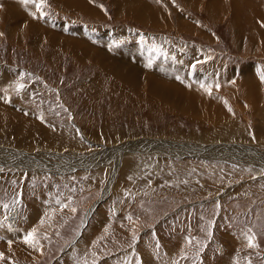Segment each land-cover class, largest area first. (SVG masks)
<instances>
[{
	"label": "rangeland",
	"instance_id": "374dc122",
	"mask_svg": "<svg viewBox=\"0 0 264 264\" xmlns=\"http://www.w3.org/2000/svg\"><path fill=\"white\" fill-rule=\"evenodd\" d=\"M262 77L264 0H0V264H264Z\"/></svg>",
	"mask_w": 264,
	"mask_h": 264
},
{
	"label": "bare ground",
	"instance_id": "6f19581e",
	"mask_svg": "<svg viewBox=\"0 0 264 264\" xmlns=\"http://www.w3.org/2000/svg\"><path fill=\"white\" fill-rule=\"evenodd\" d=\"M133 6V5H132ZM142 9V8H141ZM129 11V10H128ZM132 11V10H131ZM130 11V12H131ZM138 11V10H137ZM140 12V11H139ZM139 12H137V13H139ZM136 12H134L133 14H135ZM145 13V12H144ZM143 13V14H144ZM147 14V13H146ZM138 16H139V14H137ZM136 15V18L138 17ZM141 15H142V13H141ZM145 15V14H144ZM143 15V16H144ZM157 15V14H156ZM142 16V17H143ZM152 16V15H151ZM159 16V15H158ZM149 17V16H148ZM153 18H154V16H152ZM140 18H141V16H140ZM157 21V20H156ZM155 22V21H154ZM92 57V56H91ZM128 65V64H127ZM126 65V66H127ZM125 66V67H126ZM132 67V66H131ZM130 67V68H131ZM123 69H124V67H122ZM137 70H139V68H136ZM124 70H126V69H124ZM133 70V69H132ZM122 71V70H121ZM130 72L129 73H131V70H129ZM122 72H124V71H122ZM121 72V73H122ZM126 72V71H125ZM124 72V73H125ZM126 73H128V72H126ZM128 73V74H129ZM6 74V73H5ZM123 74V73H122ZM126 76V75H125ZM125 76H123L124 77V79H125ZM128 76V75H127ZM126 76V77H127ZM139 76V75H138ZM137 76V77H138ZM131 77V76H130ZM117 79H121L122 80V78H121V76H119ZM129 80H130V78H128ZM126 80V79H125ZM124 80V81H125ZM128 80V82L129 83H132V82H130ZM132 80H134L133 78H132ZM127 81V80H126ZM122 82H123V80H122ZM124 83V82H123ZM125 84V83H124ZM126 84H128V83H126ZM133 85V84H132ZM142 85V84H141ZM138 86H140V85H138ZM133 87H135V86H133ZM136 87H137V84H136ZM141 87V86H140ZM130 90V89H129ZM171 91V90H170ZM152 92H154V93H156L159 97L160 96H162L161 94L159 95V93L161 92V90L160 89H158V88H155V90L154 91H152ZM164 92V91H163ZM153 93V94H154ZM163 94V93H162ZM169 94V93H168ZM203 95V94H202ZM157 96V97H158ZM163 96H164V94H163ZM170 96H172V94H170ZM156 97V96H155ZM154 97V98H155ZM166 97V96H165ZM169 98H171V97H169ZM175 98V97H174ZM161 99H166V98H164V97H162ZM173 99V98H172ZM178 99V98H177ZM186 99V98H185ZM224 99V98H223ZM174 100V99H173ZM180 101V100H179ZM182 101V100H181ZM185 101V100H184ZM164 102V101H163ZM175 102V101H174ZM173 101H169V100H166V102H164V103H168L169 105L171 104V105H173L175 108H178V109H180V110H182V111H186V110H191L190 109V107L188 106V105H184V104H176V103H174ZM191 102V101H190ZM187 103V102H186ZM197 103V102H196ZM3 104V103H2ZM163 104V103H162ZM176 104V105H175ZM1 105V104H0ZM198 105V104H197ZM185 106V107H184ZM193 109V108H192ZM196 109V108H195ZM199 109V108H198ZM207 111V110H206ZM188 112V111H187ZM193 115H195V114H193L192 113V115H190L192 118H194L193 117ZM205 116H206V114H204ZM202 116V115H201ZM204 116V119L206 120V117ZM201 118V117H200ZM229 118V117H228ZM195 119H197V118H195ZM230 119V118H229ZM197 121H201V120H197ZM18 123V122H17ZM235 126V125H234ZM5 136V135H4ZM46 137H47V135H46ZM219 137V136H218ZM229 137V136H228ZM232 137V136H231ZM4 138V137H3ZM233 138V137H232ZM46 139V138H45ZM47 139L49 140V137H47ZM28 140V139H27ZM48 140H46V141H48ZM243 140V138L242 139H237V138H235L234 137V139H231V140H224L225 141V143H223L224 145H229V146H227V147H218V148H216V150H215V152H214V150H212V151H210V155H207V156H213V157H222V158H232V157H235V158H241L240 156L241 155H247L246 153H244V154H241V155H238L237 156V154H238V152H246V150H249V151H253L254 152V150L253 149H251V148H244V147H239V146H236L235 144H233V143H235V142H238V141H242ZM16 141V140H15ZM22 141V140H21ZM50 141V140H49ZM221 141V140H220ZM222 142H223V140H222ZM221 142V143H222ZM202 143H204V142H202ZM232 143V144H231ZM5 144V143H4ZM16 144V143H15ZM17 145V144H16ZM127 145V144H126ZM193 145V144H192ZM205 145V144H204ZM43 147H46L45 145H42ZM135 146H137V144H135ZM170 146V145H169ZM182 146V145H181ZM180 146V147H181ZM206 146V145H205ZM204 146V147H205ZM221 146V145H220ZM23 147V146H22ZM132 147V146H131ZM127 148V149H132V148ZM140 147V146H139ZM183 147V146H182ZM203 147V146H202ZM207 147V146H206ZM33 148H35V147H33ZM159 148V147H158ZM184 148V147H183ZM196 148V147H195ZM36 149V148H35ZM123 149V148H122ZM138 149V148H137ZM180 149V148H179ZM179 149H176V150H174V151H176V152H182L181 150H179ZM210 149V148H209ZM24 150V149H23ZM37 150H38V148H37ZM121 150V149H120ZM119 150V151H120ZM200 150V149H199ZM28 151V150H27ZM34 151V150H33ZM140 151V150H139ZM163 151V150H162ZM201 151V150H200ZM38 152V151H37ZM206 152V151H205ZM60 153V152H59ZM123 153V152H122ZM188 153V152H187ZM193 153V152H192ZM201 153H203L202 151H201ZM40 154V153H39ZM124 154V153H123ZM200 154V153H199ZM35 155H37V153L35 154ZM58 155V154H57ZM38 156V155H37ZM77 156V155H76ZM119 156H122V154H120L119 153ZM248 156V155H247ZM61 157H63V156H61ZM0 158L2 159L0 162H9L10 164L11 163H13V162H16V163H18V164H20V165H24L22 162H21V155L19 154V153H16L15 154V156H13L12 154H8V155H6L5 156V152H4V150H0ZM46 158V157H45ZM264 158V157H263ZM262 158V159H263ZM34 159V158H33ZM32 159V160H33ZM251 159V158H250ZM36 160V159H35ZM40 160V159H39ZM72 160V159H71ZM26 161H28V160H26ZM32 162V161H31ZM37 162V161H36ZM33 163V162H32ZM38 164H39V162H37ZM26 164V163H25ZM74 164H75V162H74ZM42 165V164H41ZM80 165V164H79ZM78 165V166H79ZM82 165V164H81ZM32 166V165H31ZM30 166V167H31ZM38 166H40V165H38ZM70 166H71V164H70ZM51 167V166H50ZM86 167V166H85ZM28 168V167H27ZM37 168V167H36ZM82 168V167H81ZM54 169V168H53ZM234 188V187H233ZM231 190L230 189H228V192H230ZM227 191L224 193V195L223 196H225L226 194H230V193H228ZM107 193V192H106ZM107 200V199H106ZM50 211V210H49ZM16 212V210H14L11 214H9L8 216H7V218L6 219H8V221L7 222H9L10 224L13 222V218H12V214L13 213H15ZM10 227H11V225H9ZM220 252H222V249H221V247H220Z\"/></svg>",
	"mask_w": 264,
	"mask_h": 264
},
{
	"label": "snow or ice",
	"instance_id": "6c2138e0",
	"mask_svg": "<svg viewBox=\"0 0 264 264\" xmlns=\"http://www.w3.org/2000/svg\"><path fill=\"white\" fill-rule=\"evenodd\" d=\"M24 2H25V3H29V2H31V0H24ZM41 3H42V0H41ZM36 7L39 9V8L41 7V4H37ZM193 67H195V65H193ZM262 79H264V77H262ZM23 87H24L23 84H17V85H16V90L19 91V90L22 89ZM201 87H204V86L202 85ZM217 87H219V85H217ZM210 88H211V86H209V88L206 89V91H208V94H209V95H211ZM15 203H18V201H15ZM4 207L7 208L8 205L5 204ZM73 211H75V210L73 209ZM34 231H35V230H34ZM32 242H33V233L30 232V233H28V235L25 237V243H32ZM249 245H250V246H253V245H252V242H251V239H249ZM0 258H3V254H2V253H0ZM136 264H140V261L137 260Z\"/></svg>",
	"mask_w": 264,
	"mask_h": 264
},
{
	"label": "built area",
	"instance_id": "2783aa9c",
	"mask_svg": "<svg viewBox=\"0 0 264 264\" xmlns=\"http://www.w3.org/2000/svg\"><path fill=\"white\" fill-rule=\"evenodd\" d=\"M192 235V234H191ZM191 235H189V236H191Z\"/></svg>",
	"mask_w": 264,
	"mask_h": 264
}]
</instances>
